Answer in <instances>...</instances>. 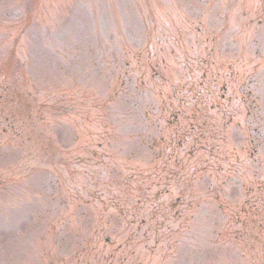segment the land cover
Instances as JSON below:
<instances>
[{"label": "rangeland", "instance_id": "rangeland-1", "mask_svg": "<svg viewBox=\"0 0 264 264\" xmlns=\"http://www.w3.org/2000/svg\"><path fill=\"white\" fill-rule=\"evenodd\" d=\"M0 264H264V0H0Z\"/></svg>", "mask_w": 264, "mask_h": 264}]
</instances>
